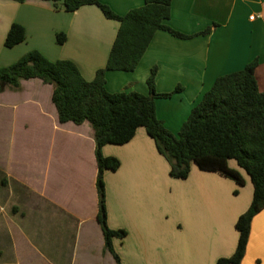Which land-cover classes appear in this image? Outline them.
<instances>
[{"label":"crops","instance_id":"1","mask_svg":"<svg viewBox=\"0 0 264 264\" xmlns=\"http://www.w3.org/2000/svg\"><path fill=\"white\" fill-rule=\"evenodd\" d=\"M100 2L121 17L145 5V0ZM13 24L25 28L27 39L7 49L5 41ZM167 25L195 37L182 40L159 31L134 72L107 73L109 92L149 95L147 82L157 68L158 94L182 89L169 99L157 100L158 119L178 135L219 78L242 71L256 59L260 61L256 77L260 90L264 91V0H173ZM119 29L120 23L108 20L97 6L69 13L44 0H27L23 4L0 0L1 66L13 65L36 50L54 62L72 61L87 81H93L98 71L107 66ZM208 29L210 33L202 34ZM59 35L66 36L63 45L58 43ZM45 86L48 85L41 82L40 87ZM77 127L86 129V134H80L79 138L89 147L94 165L90 176L92 210L83 214L65 200L44 195L40 205L35 202L22 212L15 206L9 207V200L0 198V264H23L27 257L34 256L46 261L48 255L54 256L55 264H60L66 251L67 231L73 232L71 264H74L86 226L90 224L98 235H103L97 222L98 166L94 131L89 123ZM103 153L121 162L117 172H105L109 227L125 228L124 223L115 220L119 213L123 218L131 216L144 224L143 218L134 214L140 204L156 203L155 187L160 190L162 183H179L169 180V163L144 128L138 129L129 144L108 145ZM229 165L242 175L245 186L240 187L219 174L202 172L194 164L189 179L182 183L183 193L170 221L160 222L155 264H217L219 259L234 255L240 238L236 224L253 202L254 186L236 161H230ZM20 215L22 222L18 220ZM116 243L117 239L114 246L118 253ZM104 247L105 241V257ZM242 264H264V211L253 220Z\"/></svg>","mask_w":264,"mask_h":264},{"label":"trees","instance_id":"2","mask_svg":"<svg viewBox=\"0 0 264 264\" xmlns=\"http://www.w3.org/2000/svg\"><path fill=\"white\" fill-rule=\"evenodd\" d=\"M25 3L27 0H9ZM56 9L74 13L86 6H97L108 20L120 23V29L111 50L106 68L98 71L93 81H87L72 61H51L39 51H31L18 62L0 67V93L7 87L22 91V81L40 80L53 88L52 103L62 125L89 123L94 131L95 156L98 166L96 188L98 193L97 222L105 247L116 264H123L114 240L124 239L127 232L112 230L108 225L105 172H117L121 162L106 157L103 149L108 145L124 146L136 136L138 129H146L155 141L158 152L170 164V176L187 180L191 166L202 172L219 174L240 187L245 186L242 175L230 167L234 160L250 176L254 198L249 210L243 214L236 230L240 235L236 252L222 258L217 264H242L249 245L253 220L264 211V91L256 77L258 59L242 71L219 78L203 101L192 111L178 135L173 134L157 117V100L169 99L182 89L170 94H158L154 68L148 79L149 95L137 92L111 93L107 89L108 72H134L148 51L155 35L166 31L182 40L195 36L184 35L167 25L171 19L173 0H145L141 8L121 17L100 0H44ZM210 29L202 34L210 33ZM27 39L25 28L13 24L5 41L7 49L23 44ZM63 45L65 35H59Z\"/></svg>","mask_w":264,"mask_h":264},{"label":"rangeland","instance_id":"3","mask_svg":"<svg viewBox=\"0 0 264 264\" xmlns=\"http://www.w3.org/2000/svg\"><path fill=\"white\" fill-rule=\"evenodd\" d=\"M2 63L0 67H4ZM22 84L23 93L9 87L0 93V198L9 200V207L25 212L35 202L40 205L41 196L47 195L65 200L88 214L93 207L90 176L94 165L89 147L79 138L80 134H86V129H79L73 123L59 124L51 86L40 87V80L22 81ZM80 170L84 172L81 174ZM172 179L179 183H162L160 190L155 187L156 203L144 202L134 213L143 218L144 224L131 216L123 218L121 213L116 217V222L125 224L120 230L127 232V237L117 239L116 243L123 264H155L160 222L170 221L183 193L182 183L189 178ZM18 220L22 222V215ZM67 233L66 251L60 264L72 262L73 232ZM103 245V235H98L88 224L74 264H116L110 253L103 256ZM48 256L46 261L27 257L23 264H55L54 256Z\"/></svg>","mask_w":264,"mask_h":264}]
</instances>
